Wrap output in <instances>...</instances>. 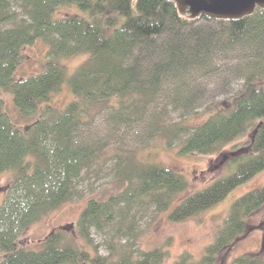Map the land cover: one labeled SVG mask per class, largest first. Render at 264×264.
Wrapping results in <instances>:
<instances>
[{
  "label": "trees",
  "instance_id": "1",
  "mask_svg": "<svg viewBox=\"0 0 264 264\" xmlns=\"http://www.w3.org/2000/svg\"><path fill=\"white\" fill-rule=\"evenodd\" d=\"M37 40L48 48L41 71L16 78L24 49ZM229 51L237 53L239 64L231 73L241 84L221 106L211 103L198 125L186 123L198 114H189L178 124H167L156 115L150 123L152 133L161 134L168 145L178 141L186 155L218 154L249 136L244 142L248 151L230 159L227 175L174 203L187 187L182 175L140 162L134 155L112 154L103 146L78 142L81 129L96 116L105 115L112 128L133 127L161 94L163 82L183 88L191 70L204 71L215 54ZM75 57L83 58L68 71L65 61ZM63 85L72 98L58 110L52 99ZM2 92L11 95L22 118L36 113L39 117L17 125L5 110ZM194 100L195 95L188 96L183 108H190ZM114 159L115 172L125 184L120 194L88 199L74 233L51 232L39 250L20 246L19 236L29 225L80 196L77 187L83 171L97 170ZM262 170L264 9L237 20H215L181 16L172 0H0V175L11 174L0 207V264H163L168 252L161 248L139 252L121 248L115 240L122 233L113 224H128L127 235L132 234V209L142 199L157 211H168L169 221H185L218 204ZM263 206L264 187L244 194L231 205L201 258L192 261L184 254L175 264H214ZM91 230L111 234L110 257L88 250ZM231 264L264 260L241 255Z\"/></svg>",
  "mask_w": 264,
  "mask_h": 264
},
{
  "label": "rangeland",
  "instance_id": "2",
  "mask_svg": "<svg viewBox=\"0 0 264 264\" xmlns=\"http://www.w3.org/2000/svg\"><path fill=\"white\" fill-rule=\"evenodd\" d=\"M63 12L64 10L60 15ZM47 51V46L40 40L25 48L24 59L16 73V78L41 71ZM236 54L235 51L221 55L215 54L206 70L201 72L191 70L188 73L185 88H180L174 83L168 85L163 82L161 94L149 107L143 120L133 127L119 125L112 128L106 123L105 115L96 116L90 126L81 129L78 142L91 143L96 147L103 146V150L112 154L116 152L121 156L134 155L140 162L152 163L182 175L187 182V187L174 198V203L181 201L186 196L204 188L214 179L230 173L227 163L231 158L248 151L244 142L249 140V136L238 139L218 154L186 155L180 152L178 141L168 145L161 134L152 133L155 129H150L151 120L154 116L160 115L165 123L178 124L186 120L189 114H198L186 120L188 125H198L206 117L202 114L208 115L207 107L211 103L215 102L218 104L217 107L221 106V103L225 102V99L240 87V78L231 73V70L239 64ZM82 58L75 57L66 60L68 71H72ZM191 95H195L192 106L188 109L183 108V103ZM1 97L5 101L8 116L17 125L32 123L39 117V113H36L31 117L22 118L14 108L11 95L8 92H2ZM71 98V93L63 85L62 91L55 94L52 101L54 106L61 110ZM116 161V159L107 161L102 168L97 170L94 168L89 172L83 171L82 179L77 187L80 196L48 213L38 222L29 225L19 236L20 246L25 249L39 250L43 240L51 232L62 229L66 233H74L76 221L88 199H105L120 194L125 184L120 181L121 175L115 172ZM10 181V173L0 175V207ZM262 187H264V170L234 188L218 204L182 222L169 221L168 211H157L153 204L149 205L142 199L143 202L134 205L132 209V234L127 235L128 224L123 226L113 224L112 227L120 228L122 233V237L118 241L115 240V243L123 249L131 247L136 252L161 248L168 252L163 264H175V261L184 254L191 256L192 261H197L203 255L205 248L214 242L234 201ZM246 226L243 235L228 250L219 254L214 264H231L241 255L257 256L264 260V206L247 219ZM90 234L92 242L88 250L101 258L110 257L111 234H108L107 230L101 232L91 230Z\"/></svg>",
  "mask_w": 264,
  "mask_h": 264
},
{
  "label": "water",
  "instance_id": "3",
  "mask_svg": "<svg viewBox=\"0 0 264 264\" xmlns=\"http://www.w3.org/2000/svg\"><path fill=\"white\" fill-rule=\"evenodd\" d=\"M181 16L195 19L237 20L264 9V0H172Z\"/></svg>",
  "mask_w": 264,
  "mask_h": 264
}]
</instances>
